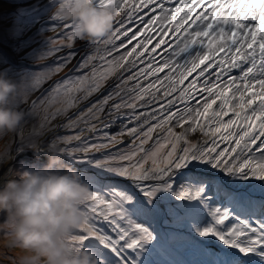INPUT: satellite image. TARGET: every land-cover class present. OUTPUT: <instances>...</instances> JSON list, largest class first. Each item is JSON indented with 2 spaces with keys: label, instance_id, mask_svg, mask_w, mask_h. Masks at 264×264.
Listing matches in <instances>:
<instances>
[{
  "label": "snow or ice",
  "instance_id": "6c2138e0",
  "mask_svg": "<svg viewBox=\"0 0 264 264\" xmlns=\"http://www.w3.org/2000/svg\"><path fill=\"white\" fill-rule=\"evenodd\" d=\"M93 2L118 13L111 41L89 43L74 63L77 39L63 23L44 55L70 51L30 83L24 78L25 91H41L25 118L39 113L35 139L75 130L47 147L90 188L69 243L107 250L98 264H140L164 201L168 238L195 264H264V0ZM68 65L71 74L41 87ZM61 117L66 123L53 125ZM123 137L129 143L117 147ZM31 148L46 150L21 140L15 151ZM0 264L16 258L5 253Z\"/></svg>",
  "mask_w": 264,
  "mask_h": 264
},
{
  "label": "clouds",
  "instance_id": "9594fccd",
  "mask_svg": "<svg viewBox=\"0 0 264 264\" xmlns=\"http://www.w3.org/2000/svg\"><path fill=\"white\" fill-rule=\"evenodd\" d=\"M50 16L71 24L76 39L92 43L111 41L118 13L93 0H50ZM22 102V85L0 72V137L21 128L27 115ZM89 194L82 174L55 152L38 167L8 169L0 176V246L16 254V264H98L91 248L77 250L69 243L84 223L82 205Z\"/></svg>",
  "mask_w": 264,
  "mask_h": 264
},
{
  "label": "rangeland",
  "instance_id": "374dc122",
  "mask_svg": "<svg viewBox=\"0 0 264 264\" xmlns=\"http://www.w3.org/2000/svg\"><path fill=\"white\" fill-rule=\"evenodd\" d=\"M54 23H59L60 27L52 30ZM62 30L63 23L53 22L51 19L50 0H0V72L5 73L13 81L22 85L23 102L19 103V107L25 112L29 110V106L33 101L32 97H37L40 90L33 91L29 89L25 91L24 78L27 77L30 83L32 78L29 77L30 75L43 73L47 67L54 66L57 63V57L66 55L70 51L65 48L61 53H56L53 56L44 55L49 41L46 38L55 37L59 39V33ZM88 44V41L76 40L74 50L77 52V56L74 59V63L90 50L85 47ZM71 67L72 65H68L58 74L53 75L50 80H45L41 87L47 89L54 81L64 79L66 75L71 74L69 71ZM39 119V113H34L31 117L27 118L19 129L22 131V134H19L17 131L14 134L0 137V161L4 162V166L0 167V176L12 164L19 161L23 153H16L15 149L21 140L25 144L30 142L43 143L46 150L39 155L47 158L51 152L47 150L49 142L56 136H71L75 134V130L60 127L54 128V130H46L44 135L36 140L34 137V127L36 125L35 122ZM64 123H66V120L63 118L60 124ZM112 128L114 129V126ZM112 128L110 129V134L119 131V129L113 130ZM196 136L198 134H195ZM121 139L129 143L128 138L123 137ZM76 143V141H72L67 147L75 146ZM62 145V147L65 146L64 144ZM117 147L123 146L117 145ZM114 150L110 149L109 151ZM26 152L27 150L25 151V155ZM90 155H94L97 158L100 157V153H92ZM10 157L14 158L10 159ZM16 168L18 167L16 166ZM16 168L13 166V169ZM171 203L174 204L175 201L171 200ZM164 206L167 207L169 205L164 202ZM2 248L4 253L16 258V254L13 251L3 246Z\"/></svg>",
  "mask_w": 264,
  "mask_h": 264
},
{
  "label": "trees",
  "instance_id": "16d2710c",
  "mask_svg": "<svg viewBox=\"0 0 264 264\" xmlns=\"http://www.w3.org/2000/svg\"><path fill=\"white\" fill-rule=\"evenodd\" d=\"M9 158V157H8ZM8 160V159H7ZM6 160V161H7ZM5 161V162H6ZM13 166H14V164H12L11 166H10V168L9 169H13ZM15 168H16V166H14ZM2 219H4V217H3V215L2 214H0V220H2ZM3 237V233H0V238H2ZM2 252H1V249H0V257H2Z\"/></svg>",
  "mask_w": 264,
  "mask_h": 264
},
{
  "label": "bare ground",
  "instance_id": "6f19581e",
  "mask_svg": "<svg viewBox=\"0 0 264 264\" xmlns=\"http://www.w3.org/2000/svg\"><path fill=\"white\" fill-rule=\"evenodd\" d=\"M117 43H119V41L117 42ZM129 47H131L130 45H129ZM35 74H32V75H30L29 77L31 78V77H33ZM39 122V120H37L35 123L37 124Z\"/></svg>",
  "mask_w": 264,
  "mask_h": 264
}]
</instances>
